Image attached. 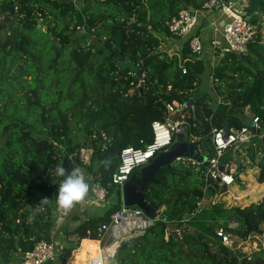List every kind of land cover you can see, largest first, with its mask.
<instances>
[{
	"label": "trees",
	"instance_id": "trees-1",
	"mask_svg": "<svg viewBox=\"0 0 264 264\" xmlns=\"http://www.w3.org/2000/svg\"><path fill=\"white\" fill-rule=\"evenodd\" d=\"M204 1L0 0L2 263L23 257L41 241H53L58 184L52 182L50 169L64 159L74 167L71 155L88 148L93 150L91 163L77 157L75 161L108 188L109 199L115 195V203L103 215L72 229L66 226L68 245L54 260L69 264L74 254V264H86L88 248L99 245L98 228L123 203L118 186L112 184L120 154L125 147L143 148L153 141L152 123L165 121L167 104L175 103L169 92L183 101L195 99L194 111L183 110V127L187 140L198 142L208 158L215 155L213 130L248 126L247 110L260 117L258 135L264 133L261 45L250 43L246 54H227L214 66L213 88L220 96L216 106L208 93H200L206 63L192 54L188 41L182 38L181 49L171 53L163 48L165 37L180 38L169 31L168 23L183 9L201 8ZM256 2L251 0L248 12ZM263 3L259 0L260 10ZM92 36L95 42L89 43ZM73 132L80 140L72 139ZM238 152L250 161H237ZM107 158H112L108 169L102 164ZM183 159L173 163V169L160 167L158 182L144 189L152 217L178 221L159 220L141 235L121 240L117 263L264 264V192L248 202L236 201L230 207L212 203L196 211L205 195L206 174L197 162ZM222 162L233 165L235 183H245L253 168H258L257 181L264 183L263 138L227 149ZM135 173L141 177L139 170ZM210 189L223 195L229 186L211 180ZM45 197L51 201L37 210ZM195 211L187 221L194 232L183 240L173 231L167 236V227L181 226L180 220ZM220 227L248 239L249 245L257 242L258 248L233 250L214 236Z\"/></svg>",
	"mask_w": 264,
	"mask_h": 264
},
{
	"label": "built area",
	"instance_id": "built-area-1",
	"mask_svg": "<svg viewBox=\"0 0 264 264\" xmlns=\"http://www.w3.org/2000/svg\"><path fill=\"white\" fill-rule=\"evenodd\" d=\"M239 1L243 2L244 8H249V0H238V2ZM236 4L237 1L232 0H205L201 8H186L181 10L179 14L168 23L169 31L175 36L187 40L192 54L197 59L204 60L206 57V48L198 29V14L200 11L205 10H219L229 18V22H227L224 27L221 36L215 37L211 41L210 51L214 56L218 55L222 58L230 53L242 56L248 52L250 43H258L262 46L264 52V16L260 17V20L255 21L252 17L248 16L249 13L241 15L239 10L235 7ZM243 11L247 12L245 10ZM185 72L186 71L184 70V73ZM184 102L185 101H183V103H178L175 101V103L167 104L168 117L166 120H156L152 123L154 139L150 144L143 148L128 146L122 150L120 154V164L112 176V184L122 189L131 179L132 174L135 173L136 170L140 171L141 168L150 164L160 152L167 151L182 129L187 135V130L183 127L185 125V120L182 119L183 111L181 110ZM178 110L179 114L177 118L171 120L170 117L174 116ZM251 119L253 121V127L243 126L241 129L232 131H228L225 128H215L213 130L215 155L212 158H208L210 163L205 171V191H211V180H216L220 185L227 186H231L235 183L236 180L233 165L229 162H222V158L227 149L264 137V133L258 135V132L262 130L260 117L253 116ZM92 155V149L82 148L77 153L71 155V158L74 161V167L80 166L84 170L86 180L90 185L88 196H92V200L95 204L101 205L110 200L108 197V188L101 183L94 181L92 174L88 173L81 164L75 161L74 158L77 157L83 164H90ZM179 160L181 159L178 158L177 161ZM141 165L144 166L139 168ZM221 165L224 166L223 171H220ZM201 205L202 201L198 203V210L202 207ZM69 214L64 215L61 211H58L56 207L57 219L64 218ZM189 219L180 220L182 223L181 226L175 228L167 227V236L173 231L179 240H183L187 234L194 232V228L187 223ZM159 220L165 222H177L168 221L167 218H163L162 216L159 218L152 217L151 214H148L143 208L137 205L127 206L123 203L111 215L110 221L102 224L98 228V241L100 242L99 251L103 249L102 242L107 235H113L115 238V245H119L121 240L141 235L146 229ZM231 225L232 227L238 226L237 223ZM215 233L227 246H232L235 243L233 241V236H238L227 232L225 227L218 228L215 230ZM58 246L59 245L54 241H41L35 245L33 250L24 254L22 259L16 264H48L50 261L53 262L58 256ZM102 253L103 252L92 257L90 259V264H106ZM108 256L110 258L115 257L114 253L108 254Z\"/></svg>",
	"mask_w": 264,
	"mask_h": 264
},
{
	"label": "rangeland",
	"instance_id": "rangeland-1",
	"mask_svg": "<svg viewBox=\"0 0 264 264\" xmlns=\"http://www.w3.org/2000/svg\"><path fill=\"white\" fill-rule=\"evenodd\" d=\"M232 1H237V4L235 5V7L237 9H239L241 11H243V10L247 11L248 10V9L244 8V6H243L244 4L242 1H239V2H238V0H232ZM261 1H263V0H261ZM250 2H251V0H249V3ZM258 2H259V0H258ZM258 2H256L254 9H259V11L261 13H264V6H263V9L260 10V8L257 6ZM81 4H82V1H81ZM263 5H264V3H263ZM251 13H253V11ZM249 14H250V12H249ZM167 39L168 38L165 37V39L163 41V48H165L169 51L168 47L165 46V45L169 44V41ZM169 52L171 53V51H169ZM205 55H206V57H205L204 61L206 63V70H205V73L201 76V85H200L199 89H200V93H202V92L208 93L211 96L212 105L216 106L220 100V96H219L218 91L213 88L214 83L212 81V70H213L214 66L219 62L221 57H219L218 55L214 56L210 50L206 51ZM207 56H212L213 58H217L218 60L215 61V59H208ZM71 137L74 141H78V140H80L81 136H80V134H76V132H73ZM175 145L176 144L174 143L173 147ZM235 159L237 161L243 162V163H248L250 161L247 154L244 152H238V154L235 155ZM183 160H187V158H184ZM176 163H178V161L174 162L175 165H176ZM144 165L139 166V168H141ZM234 167H235V165H234ZM255 170H256V174L258 173V168H253L251 170L252 173L250 174V179L252 180V183L250 186H247L248 187L247 191L243 192L244 190H246V185L244 182H236L233 185L229 186V191L227 193H224L223 195L214 194V193H212V191L207 190V191H205V195H204V198L202 200L201 206L203 207V206H206V205L212 204V203H220V204L226 203V206L230 207L236 201L248 202L249 201L248 199H250L251 197H253L254 199H257L258 197H260L259 196L260 192L261 193L264 192V184H259V182L256 180L257 178H256ZM89 173L92 174L91 172H89ZM117 188L120 190L122 197H123V194H124L123 189H121L119 187H117ZM240 192H242V193H240ZM114 196L115 195H113L112 197L114 198ZM235 196L238 198H236ZM112 199H110L112 202H106V203H103L101 205H97L95 203L89 204L88 205V213H92L94 216L103 215L107 211L108 208H110L111 206L114 205L115 201H113L114 199L113 200ZM123 203H124V199H123ZM123 203L121 202V205ZM85 204H86V202H84L82 204V206H84ZM64 218H60V219L58 218L56 220L57 223L62 221V219H64ZM70 226L72 229V223L70 224ZM55 230H56V228H55ZM61 237L66 238L65 231L63 233H62V231H59V234L54 236V242L59 244V246H58L59 250H61L64 246L68 245L67 239L64 240ZM133 237H135V236H133ZM114 240H115V238H114ZM233 241L235 243L231 247L235 251H238L240 249H242L243 251H248V250H250L251 247L253 249H255V248H258V246H259L257 242H254L252 245H249V240L243 239L240 236H233ZM263 242L264 241H262V243ZM104 246L105 245L103 244V247ZM73 256H74V254H73ZM73 256L70 258L69 264H74L72 261ZM21 258H22V256H21ZM21 258L17 257V258H15V261H10V262H7L6 264H16V262L19 261ZM106 260L109 262V264H118L116 261L117 260L116 256L114 258H110L107 254ZM54 262L55 261H53V263ZM0 264H5V263H2V261L0 259ZM55 264H60V259H58L55 262Z\"/></svg>",
	"mask_w": 264,
	"mask_h": 264
},
{
	"label": "water",
	"instance_id": "water-1",
	"mask_svg": "<svg viewBox=\"0 0 264 264\" xmlns=\"http://www.w3.org/2000/svg\"><path fill=\"white\" fill-rule=\"evenodd\" d=\"M242 15V14H241ZM95 37L92 36L89 38V43L95 42ZM85 42V39L82 40ZM127 59H125L126 61ZM139 76L142 79V75L140 70H138ZM169 95L173 96L175 101L178 103H183V99L179 97L174 92H169ZM186 108H192L193 111L195 110V99L191 98L188 101L184 102L183 107L181 110H185ZM179 114V110L176 114L170 117L171 120H175ZM168 115H166V118ZM245 122L248 126L253 127V121L250 117L245 118ZM264 141V137H263ZM174 143L176 144L174 147ZM167 151L160 152L153 161L141 168V177L132 176L131 179L124 185V203L127 206L137 205L143 208L148 214H151V208L145 200L144 189L146 184L152 181L158 182V179L155 177L157 170L164 166L169 169H173V163L178 160V158H188L194 162L199 163L202 166L203 171H206V167L209 165V160L206 155H204L200 148L198 142H189L187 140V135L185 134L184 130L182 129L177 137L176 141L174 142ZM62 165L65 166L66 169H70V165L67 159H64ZM224 166H220V171H223ZM214 236L218 237L216 233H213ZM252 235H255L253 233ZM219 238V237H218ZM221 240V239H220ZM48 262V264H50Z\"/></svg>",
	"mask_w": 264,
	"mask_h": 264
},
{
	"label": "crops",
	"instance_id": "crops-1",
	"mask_svg": "<svg viewBox=\"0 0 264 264\" xmlns=\"http://www.w3.org/2000/svg\"><path fill=\"white\" fill-rule=\"evenodd\" d=\"M239 12L243 15H246V13H249L248 11L247 12H244V11L241 12V10H239ZM253 13L248 14V16H250V17L252 16V18H254V16H257L258 20H260V17L264 16V13H261L259 11V9L253 8ZM198 15H199L198 29H199L200 35L204 41L206 51H209V50H211L210 47H211L212 39H214L215 37L221 36L224 27L226 26L227 22H229V18L226 15H224L222 12H220L219 10L200 11ZM166 38H168V37H166ZM167 40L169 41V44L165 45V46L168 47L169 51H171V52L180 50L182 47V43L185 41L182 38H168ZM207 58L208 59H215V61L218 60L217 58H213L212 56H207ZM246 115L250 118L253 117L250 110L246 111ZM251 173L252 172H250L249 175L244 178L246 190H244L243 192L247 191L248 190L247 186H250L252 183V180L250 179ZM255 174H256V170H255ZM259 184H264V183H259ZM240 193H242V192H240ZM236 198H238V197H236ZM85 202H86V204L84 206H82V204L77 205L70 212V214L67 217H65L64 219H62V221H60L59 223H57L55 225V227L53 229V241H54V236L59 234V231H62V233H63L66 226L68 227V225H69V228H71L70 224L72 223V228L77 227L79 224L83 223L89 217L94 216L92 213H88V205L94 203L92 200V196L91 195L87 196ZM108 202H112V201L109 200ZM198 208H199V206L197 207L196 211H198ZM196 211L193 212L192 214L188 215V216H185L181 220L189 219L193 214L196 213ZM168 221H178V220L177 219H168ZM55 228H56V230H55ZM61 238H63L64 240L66 239L65 237H61ZM114 242H115L114 236L111 234L107 235L102 242V247H103V244L105 246L103 247L102 250H100L99 254L101 252H103L102 255L104 257L106 264H109V262L106 260L107 254L114 253V256L116 254V251H117L116 248L118 247V244L115 245ZM57 245H59V244L57 243ZM52 263L53 262H51L50 264H52ZM53 264H55V262Z\"/></svg>",
	"mask_w": 264,
	"mask_h": 264
},
{
	"label": "clouds",
	"instance_id": "clouds-1",
	"mask_svg": "<svg viewBox=\"0 0 264 264\" xmlns=\"http://www.w3.org/2000/svg\"><path fill=\"white\" fill-rule=\"evenodd\" d=\"M106 169L112 165V158L102 161ZM52 182L58 184L55 203L58 211L64 215L69 214L77 205L85 202L90 191V185L86 180L84 170L80 166L66 169L64 165H57L54 170L50 169ZM59 178V179H57ZM48 198H43L36 206L37 210L48 205Z\"/></svg>",
	"mask_w": 264,
	"mask_h": 264
},
{
	"label": "bare ground",
	"instance_id": "bare-ground-1",
	"mask_svg": "<svg viewBox=\"0 0 264 264\" xmlns=\"http://www.w3.org/2000/svg\"><path fill=\"white\" fill-rule=\"evenodd\" d=\"M123 191H124V187L122 188ZM123 199H124V194H123ZM166 216H163V218H165ZM99 245H100V242H99ZM99 245L97 247H94V248H88L87 250V253H88V262L86 264H90V259L94 256H97L99 254Z\"/></svg>",
	"mask_w": 264,
	"mask_h": 264
},
{
	"label": "flooded vegetation",
	"instance_id": "flooded-vegetation-1",
	"mask_svg": "<svg viewBox=\"0 0 264 264\" xmlns=\"http://www.w3.org/2000/svg\"><path fill=\"white\" fill-rule=\"evenodd\" d=\"M135 172H136V171H135ZM132 176H137V177H139L137 173H133Z\"/></svg>",
	"mask_w": 264,
	"mask_h": 264
}]
</instances>
